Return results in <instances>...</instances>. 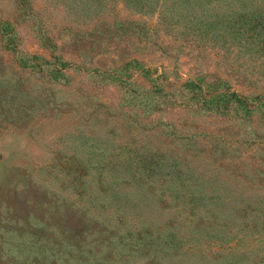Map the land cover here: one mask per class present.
<instances>
[{
  "label": "rangeland",
  "instance_id": "obj_1",
  "mask_svg": "<svg viewBox=\"0 0 264 264\" xmlns=\"http://www.w3.org/2000/svg\"><path fill=\"white\" fill-rule=\"evenodd\" d=\"M125 1L0 0V264H264V0Z\"/></svg>",
  "mask_w": 264,
  "mask_h": 264
},
{
  "label": "trees",
  "instance_id": "obj_2",
  "mask_svg": "<svg viewBox=\"0 0 264 264\" xmlns=\"http://www.w3.org/2000/svg\"><path fill=\"white\" fill-rule=\"evenodd\" d=\"M143 1H144V4H142V0H126L125 3L128 6H132L133 8H135L137 10H144V6H147L146 7V10L149 11V12H151V11H153L155 9V7L157 6V4L161 0H143ZM170 1L173 3L172 5H175V4L180 5L182 3L189 2L191 0H170ZM217 1H220V0H215V2H217ZM242 19H244V16H242ZM6 27L7 26H5L4 28H6ZM131 28H135V29L136 28H139V24L129 23L128 22V23L125 24V26H122V25L119 26L118 25V27H117V29H119V30L122 29V31H127V30H129ZM143 29L144 28L142 26L141 31H143ZM9 39H10V37H9ZM8 44H9L8 41H6V43H5L6 48H9L8 46H10V45H8ZM12 48H13V45H12ZM11 50L14 51L15 49L13 48ZM22 58L25 59L26 61H30L32 58L34 59L36 57L29 56V58H26V56H24ZM231 97L234 98L235 97V94L232 93ZM219 100H221V105H219V106L224 107L228 103V101L225 102L226 97H223L222 99L219 98ZM189 192H190V190H189ZM202 198L203 197H201V194H199V195L196 196L195 192H190V194L187 195L185 199H186V201H188V205H190V207H192V208H196V207L197 208H200V206L202 205L201 204V199ZM209 213L211 214V216H210V218H211V231H205V232H203L201 234V233H198L199 232L198 231L199 230V227H198V230L195 233V235H197L196 237H198L196 240L197 241L200 240L201 237L204 235L205 243H207V242L210 241V242H213L214 245L215 244H218V245L223 246L224 245L223 242H226V243L229 242V243H236L237 246H239V245L241 246L242 240L241 239L240 240L236 239L237 238L236 235L235 234H232V233H231V235H228L227 233H224L223 234V231L221 230L222 227H220V221H219L220 219L217 218L215 220L214 217H213L214 212L209 211ZM197 215H198V212H197ZM194 218H196V216H195V213L193 212V215L191 216V220H192L193 223L195 222V219ZM223 223H224V227L226 229H228L225 232H228L233 227L232 226V223L230 221H228L227 218L225 220H223ZM173 226L177 228V225L174 224ZM203 227H205V226H200L201 229H204ZM167 228L168 227H164L163 229L158 230V235L162 239H168V241H173L174 238L176 237L174 228H172L170 230H167ZM234 230H236V229L234 228ZM231 232L234 233V231H231ZM192 235H193V233L191 231H189L187 237H189L191 239L192 238ZM255 240H259V238L255 239ZM120 241L123 242L121 238H120ZM185 242H188V240H186ZM124 244L125 243H123V245H122V250H123V253H126L125 254L126 256H128L129 253H132V255H133V252H136L135 250H138L137 245H133V246L128 245L127 246V245H124ZM165 246H168V245H164V248H165ZM96 247L99 248L100 250L102 248H106L107 249V251H106V257H105L106 261L107 260L113 261L111 257L112 256H115V255H113L111 253H113V251H115L116 248L111 247V243H107L104 240H100L97 243V246ZM164 248L161 249V253L164 252ZM166 248H171V247L168 246ZM82 252H85V251L83 250ZM88 254L91 256V252L90 251L88 252ZM79 258H81V259L83 258L84 259V256H79ZM106 261H104V262H106ZM150 262H152V261H149L148 263L151 264ZM102 264H104V263H102Z\"/></svg>",
  "mask_w": 264,
  "mask_h": 264
}]
</instances>
